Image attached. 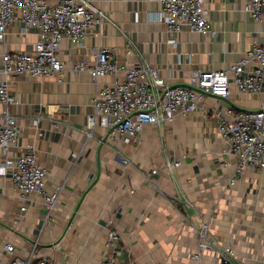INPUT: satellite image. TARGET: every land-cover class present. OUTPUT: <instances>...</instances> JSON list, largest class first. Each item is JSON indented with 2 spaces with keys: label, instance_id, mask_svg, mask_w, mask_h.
I'll return each instance as SVG.
<instances>
[{
  "label": "crops",
  "instance_id": "obj_1",
  "mask_svg": "<svg viewBox=\"0 0 264 264\" xmlns=\"http://www.w3.org/2000/svg\"><path fill=\"white\" fill-rule=\"evenodd\" d=\"M82 1L104 11L108 21L89 30L82 47L61 43V81L3 74V54L31 51L38 39V30L26 28L18 14L0 42V83L12 99L5 109L18 132L17 142L0 150V161L13 167L0 171V264L16 258L196 264L189 254L201 234L215 251L230 249L234 264H264V169L238 173L239 159L219 133L230 110L264 108V92L246 94L231 85L226 99L204 95L191 114L145 126L125 144L109 139L100 124L87 127L93 96L121 81L123 73L94 81L88 72L73 70L79 63L94 64L92 49L107 48L120 66L140 65L168 85H186L196 73L226 70L263 45L264 22L244 11L245 0H205L212 34L188 26L172 32L156 20L158 0ZM5 109L0 106V113ZM28 145L47 171L46 187L60 188L52 211L40 196L22 199L12 182ZM166 162L180 166L165 170ZM111 232L118 235L116 242L109 240ZM7 245L14 247L12 255ZM203 261L216 260L203 256Z\"/></svg>",
  "mask_w": 264,
  "mask_h": 264
},
{
  "label": "built area",
  "instance_id": "obj_2",
  "mask_svg": "<svg viewBox=\"0 0 264 264\" xmlns=\"http://www.w3.org/2000/svg\"><path fill=\"white\" fill-rule=\"evenodd\" d=\"M158 2L160 9L156 20L168 30L178 32L183 26H188L201 35L213 33L212 24L206 16L205 0ZM243 9L254 21L264 22V0H245ZM17 14L26 28L38 30V39L31 51L3 54L2 72L6 77L30 75L61 81L64 75V66L59 58L61 43L67 40L82 47L88 31L108 21L104 11L82 0H0V42H4ZM110 52L107 48L92 49L94 64L79 63L73 70L88 72L94 81L123 73L121 81L102 87L93 96L94 111L87 118V127L93 130L100 124L107 130L109 139L119 138L125 144L136 139L145 126L169 123L177 115L191 114L204 95L226 99L231 85L246 94L264 92V44L246 51L237 63L226 70L198 72L188 84L173 86L166 84L150 68L118 65ZM11 103L7 85L0 83V106L5 109ZM229 113V119L221 120L219 133L229 141L231 151L239 159L238 173L246 167L264 169V108L238 112L230 110ZM17 140V121L5 109L0 113V150L8 151ZM179 166L180 162H166L165 170ZM8 168H13L11 163L0 161V171ZM14 168L12 182L22 199L27 201L32 195L40 196L48 210L52 211L59 201L60 188L49 190L46 187L47 171L38 162L33 145L26 147ZM21 211H26V208L22 207ZM109 240L116 242L118 235L111 232ZM13 252L14 247L7 245V255ZM203 256L216 260L214 264H234L230 249L226 248L222 253L215 251L201 234L197 249L191 251L189 257L196 264H211L204 262ZM8 264L49 263L44 258L36 263L31 259L16 258Z\"/></svg>",
  "mask_w": 264,
  "mask_h": 264
}]
</instances>
